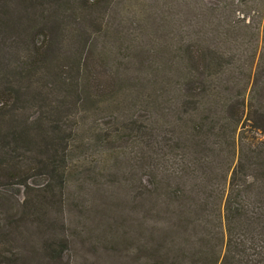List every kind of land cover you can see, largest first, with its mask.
Masks as SVG:
<instances>
[{
	"label": "trees",
	"instance_id": "trees-1",
	"mask_svg": "<svg viewBox=\"0 0 264 264\" xmlns=\"http://www.w3.org/2000/svg\"><path fill=\"white\" fill-rule=\"evenodd\" d=\"M46 1L31 4L44 7ZM50 1L55 15L58 10L73 15L76 7L87 17L94 9L119 4ZM254 1L260 5L256 23L248 21ZM144 5L133 8L132 27L136 30L150 11L165 35L156 46L150 39L147 52L137 49L141 34L129 46L120 38V26L111 35L97 21L94 35L86 33L80 53L59 72L64 85L66 79L76 82L74 92L66 87L71 101L42 110L39 98L22 90L23 79L37 78L48 64L37 47L28 62L23 57L18 66L0 71V175L24 188L44 172L84 187L93 177L127 176L139 184L140 199H164L169 210L175 209L165 231L185 236L197 214L208 227L207 245L179 244L180 264H264V0H151ZM34 108L38 117L24 115ZM38 186L25 203L37 215L49 196L42 192L50 189L49 183ZM6 198L15 207L0 192V264H26L8 245L18 213L4 216ZM191 214L196 216L192 223ZM218 222L229 236L223 256L216 243L219 232L211 227ZM177 238L171 237V244ZM154 244H146L148 264L153 259L167 264L170 253ZM66 246L49 242L48 258L61 259Z\"/></svg>",
	"mask_w": 264,
	"mask_h": 264
},
{
	"label": "rangeland",
	"instance_id": "rangeland-1",
	"mask_svg": "<svg viewBox=\"0 0 264 264\" xmlns=\"http://www.w3.org/2000/svg\"><path fill=\"white\" fill-rule=\"evenodd\" d=\"M31 2L32 0H0V71L10 66H18L23 57L27 58L28 62L30 56H35L36 47L46 53L48 64L42 66L37 73V78L23 79L21 83L22 90L26 94L36 95L39 98L42 110L48 109L51 105L55 106L60 101H71L66 87L74 92L76 82L66 79L64 85L65 75L60 73L70 67L69 60L82 50L86 33L94 35L93 25L97 21L103 23L111 35L120 26L123 31L120 38L122 36L124 44L127 42L129 46L132 38L141 34L142 45L145 46L137 45V49L149 48L150 50L151 45H147L148 41L155 39L153 43L156 46L158 44L156 40L165 35L159 28L161 20L159 22L153 19L149 14L150 11L145 12L141 20H138L136 30L132 27L133 8L144 7L147 2L150 5L151 0L147 2L146 0H119L118 6L116 4L105 10L94 9L95 12L88 17L87 14H81L76 7L73 15L66 10H58L55 15L54 2L50 0L46 1L44 7ZM156 5L160 10L159 4ZM249 9L251 11L248 21L252 20L256 23L260 5L256 1L251 2ZM111 35L109 39L112 38ZM58 67L63 68L57 71ZM51 72L53 76L49 74ZM54 85L57 87L55 90ZM0 89H3L2 85ZM34 112H36L35 108L24 115L31 118L38 117ZM21 118L23 115H19V119ZM129 167L130 164L125 165L123 169ZM46 174L48 173L34 175L30 188H24L12 181H5L0 175V192L2 195H8L15 206L12 208L11 201L8 205L6 198L2 209L4 216L13 212L18 213V220L24 217L14 222L8 244L13 252L20 256L21 262L26 264H148L146 244L155 243L161 246L162 253H170L171 257L167 264H180L177 250L181 242L188 243L191 249L208 244L204 241L209 233L208 227L201 224L202 219L198 214L197 219L193 214L189 216L191 223L195 219L196 222L192 231L185 236L165 231V225L172 223L176 218L175 209L169 210L164 204V199L159 201L155 197L140 199L136 191L139 184L127 176L93 177L89 180L91 185L84 187L81 183L70 186L69 183H63ZM145 180H147L146 177ZM39 183H49L50 189L48 193L42 192L43 195L49 196L43 210L37 215L32 213L25 203L35 197L37 194L35 190H40ZM70 183L73 184L71 180ZM100 183H103V186H100ZM24 210L27 212L23 214ZM218 224L219 222L212 223L211 227L213 231L219 232L217 236H220L218 237L220 239L216 243L223 248V256L229 236L223 227L217 226ZM223 234L224 243H222ZM165 237L168 238V243L162 242ZM171 237L178 238L171 244ZM57 241H65L66 249L61 259L50 260L45 246L49 242ZM165 246L167 249H163ZM157 260L153 259L150 264H156Z\"/></svg>",
	"mask_w": 264,
	"mask_h": 264
}]
</instances>
